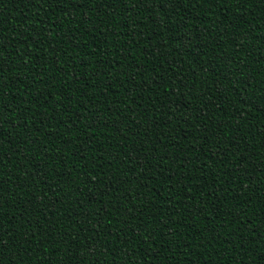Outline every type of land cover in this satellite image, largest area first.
Returning <instances> with one entry per match:
<instances>
[{
	"label": "trees",
	"instance_id": "1",
	"mask_svg": "<svg viewBox=\"0 0 264 264\" xmlns=\"http://www.w3.org/2000/svg\"><path fill=\"white\" fill-rule=\"evenodd\" d=\"M168 7L169 11L173 12L171 6ZM262 7L264 5L250 4L245 21L238 19L244 9L236 10L228 7L222 11L216 6L209 9L206 4L201 3L193 7L191 3L186 2L175 9L180 15L173 14L166 23L161 21L163 30L156 28L150 34L151 39H149V29L153 25L148 19L147 12H142L136 18L137 23H132L130 29L125 26L124 32L127 35L113 37L107 29H104L108 44L101 47L110 53L109 61L124 55L125 45L131 48L132 66L128 67V62L125 61V67L123 69L117 67L113 70V74L127 71L130 76L137 71L138 66H142L143 71L137 80L143 79V87L134 89L132 84L127 83V77L120 75L118 80L112 82L111 90H101L93 84L96 79L93 74V68L97 67L95 61L102 55L98 49H95L94 44L99 38V32L93 31L88 35L90 25L87 23L89 19L95 20L98 24L104 23L106 17L98 11L99 5L97 9H93L91 4L79 8L76 6V0H71L69 4L53 7L43 3L42 0H0V29L4 31V36L7 37L4 43L8 45V51L0 55H7L9 66L13 68L12 72L5 71L4 79L16 81L10 84L4 101L9 102V109L17 106L25 109L24 113L5 112L3 119L7 120L9 114L16 120H19L21 115H26L32 121L28 125L31 137L25 136L24 139L39 138L40 140L39 144L25 145L21 142L22 134L19 129L13 130L11 122L0 123L4 135L0 137V184L6 189L3 193L5 207L2 218L9 232L17 234L18 247H21L20 241L26 240L27 235L36 233L35 240L27 249L21 248L19 252L13 249L9 259L15 255L19 256L24 264H39L41 260L51 261L52 264H67L66 256L75 254L77 259L73 264H97V261L99 264H114V262L129 264L124 255L129 248L126 242L132 241L133 250L141 247L137 236L142 234L138 232L137 225L146 223L150 229H155L156 240L159 241L160 247L170 244L171 251L176 254V260L181 264H191L193 260H196L197 264H242V260L245 264H257L260 259L262 260L260 264H264V237H262L264 221L258 210L259 203L264 198V172L257 170V165L264 167V138L260 134L261 130H264V112H258L247 104L242 105L241 102L248 103V101L243 100L238 89L226 88L228 77H223L220 72V68L232 67L235 72L241 66L247 65L244 74L251 75L252 80L249 78V84H253L249 92H253L254 89L256 94H260V88L264 87ZM161 8L164 10V6ZM122 11L123 6L120 4H117L115 9L104 7V12L110 13L114 18V25L125 21L131 23L132 16L128 13L116 15L117 12ZM81 12L85 13L83 17L80 15ZM162 16L163 13L157 9L154 18L159 21ZM234 18L237 19L236 24L232 23ZM82 19L85 21L83 27L80 26ZM41 20L47 21L48 30L41 33L43 41L40 47H36L38 33L44 27L40 23ZM185 23L189 25L188 29L183 27ZM199 28H208V31L200 32L199 35L195 30L190 31L192 44L189 47L192 48V53H189L183 47L182 34L190 29ZM72 29H79L78 35L84 33L81 41L86 38L88 43L85 45L81 42L79 48L73 45L66 35ZM173 32L175 38L168 39ZM56 33H59V36L49 43V39ZM133 33H135L136 47L128 44ZM257 35L259 39L256 38ZM60 37L64 39L61 40ZM161 43H166L167 48L155 55L148 54L153 51L154 45L159 47ZM13 44L16 46L15 50L12 49ZM200 44H207V55L197 59L193 53L200 51ZM112 45L117 47L113 48ZM146 45L147 51H145ZM213 47L216 49L215 52L212 51ZM65 50L67 54H64ZM53 51H56L55 56ZM89 51H94V54L81 60L85 52ZM19 52L24 53L23 58L17 55ZM181 52H184V55H180ZM209 59L215 62L214 66H220L217 72H212L208 68ZM56 60L60 61L59 65L55 63ZM33 62L36 64L35 69L32 67ZM103 67L107 69L109 64ZM37 71H41V81L33 84L31 76H35ZM29 72L31 76H26L25 74ZM153 78L156 82H153ZM232 79L235 81L237 77L233 75ZM44 80H49L51 83L46 86ZM160 84H163L164 88H161ZM130 89L132 91H129ZM165 89H171L175 93V103L172 107L186 103L192 109V112H189L181 107L184 115L181 116L179 112L173 115L171 124L167 123V118L163 115L164 108L159 99L165 94ZM209 89L215 93V95L209 93L213 100L211 105L208 104V96L203 95ZM222 89H225L224 93ZM28 91H31L34 101L40 92H43V97L37 102L28 104L26 103L29 100ZM73 92L76 94L74 101L69 99ZM57 96L58 100L55 99ZM141 96L143 99L140 98ZM221 101H226L228 104L227 114L218 111L224 107ZM118 103L117 115L120 116L121 122L116 124V118L110 112L114 111L112 108H116ZM42 104L48 110L47 115H41L44 112ZM136 104H144L148 108L149 115L153 117L155 123L151 125L153 129L151 132L146 131L149 126L143 123L139 108L129 117L133 123L129 124V121L125 120L128 109L136 107ZM29 108L31 111H28ZM197 109L203 111L197 112ZM193 112L203 116L204 121L209 125L214 122L228 124L231 121L227 130L229 136L233 133L236 136L247 134V138L241 141L242 150L232 158L209 159L210 156L215 155V140L209 145L203 139L196 138L194 127L202 128L203 122L199 120L193 122L191 119ZM241 115L244 117L243 120L239 119ZM186 118L189 119V123H184ZM46 119L51 120V128L47 123H41V120ZM89 121H92L95 127H90ZM101 121L109 125L115 124V127L104 128L101 126ZM157 123L160 125L159 128L156 127ZM193 123L194 127L190 126ZM13 127H15L14 123ZM132 131L139 134L133 136ZM126 132L127 140L124 139ZM45 135H47L46 140ZM164 144H169V147H164ZM202 144H204L203 148H201ZM25 147L34 148V151L25 152ZM134 148L143 149L141 159L144 155L151 156V149L159 148L157 157L166 153L174 158L180 153L181 158L186 160L187 167L195 165V171L200 177L199 186L181 193L183 199L177 198L180 213L175 218L176 223L171 224L169 228H165V224L168 223L169 213L174 207L172 188L169 185H174L179 191L186 182L177 183L176 179H173L165 184L167 171L164 176L154 174L156 170L145 175L142 174L145 173L144 168H137L136 175L140 176V181L132 180L130 184H125L124 181L132 174L126 176L122 169L125 164L132 165L129 156L135 157ZM249 149L256 155H248ZM244 156H248V160L240 167L247 166L254 177H252L253 181L244 179L242 184L237 181L233 185V195L243 196L242 189H247V195L243 196V202L239 207L235 206V201L224 200L222 205L224 215L220 216L213 210L214 195L206 198L207 203L201 201L197 204V200L208 192L210 187H223L232 181V175H225V172L236 168L237 162ZM205 162L207 167H203ZM170 163L174 173L176 163L174 159L164 162L161 170H167ZM217 163L226 167L217 168ZM116 165L120 166L121 171L117 173L115 187L123 188L119 194L110 192V195L102 197L103 206L93 200L80 198L85 204L84 213H92L91 217L85 220L86 226H95L96 217H104L100 231L103 234L105 247L100 249V255L92 256L91 252L95 249V233H88L92 237V243L86 244L81 239L84 230L78 224L69 221L67 216L71 214L75 219L78 210L73 204L80 191L76 185L83 186L86 193L91 190L94 193L91 199L100 198L97 189L102 191L106 187L113 178V172L109 169L114 170ZM147 166L146 164L145 167ZM101 168L104 172H101ZM100 176H103V182L94 185L93 180ZM146 176L151 180L150 187L154 185L156 190L154 192L145 190V195L139 197L129 207L133 198L127 194L135 191L138 183H148ZM73 179L75 183L72 182ZM21 182L24 185L22 190L17 187ZM61 182L63 192H59L57 188V184ZM45 190H47V199L44 195ZM67 194L71 195V200ZM220 195L223 196L224 193ZM193 196L196 199H192ZM61 200L63 204L59 203ZM29 201L31 202L28 203ZM248 202H251L253 207L245 210V204ZM220 203L215 201L217 206H220ZM185 207L188 208L187 212L183 211ZM98 208L99 213L96 211ZM228 212L232 215H228ZM236 215H241L242 222L248 220L251 224L244 226L245 231L242 234L238 231L234 232L236 226H221ZM161 216L164 217L163 221L160 220ZM134 217L136 218L133 219ZM81 219L84 220V217L82 216ZM125 220L129 223L124 224ZM190 220L193 227H185ZM255 225H260V228L257 229ZM122 226L125 230H122ZM53 228L55 231L51 233L52 243H46L49 231ZM126 229H137V231H126ZM164 232H172L173 235L167 236ZM197 236L199 241L207 244V247H196L193 243V247L187 249L181 248L176 243L179 240L187 245ZM210 236L218 239H213L209 243ZM69 238L72 241L71 250H68ZM149 243L155 251H145L148 245H143L141 251L134 255V264H160L153 259L156 255H159L160 261H165V264H175V261L166 260L167 251H160L151 239ZM77 244L81 247L77 248ZM108 248H113L115 252L109 253ZM245 249L247 252H244ZM183 251H188L189 256L180 255ZM116 252L119 255H116ZM29 257L31 259H28Z\"/></svg>",
	"mask_w": 264,
	"mask_h": 264
},
{
	"label": "snow or ice",
	"instance_id": "2",
	"mask_svg": "<svg viewBox=\"0 0 264 264\" xmlns=\"http://www.w3.org/2000/svg\"><path fill=\"white\" fill-rule=\"evenodd\" d=\"M43 3H47L52 5L53 7L62 5V4H69L71 2V0H42ZM191 3L193 5V7H195L197 4H206L208 6V8H212L213 6L219 7L222 11L228 7L234 8L236 10L239 9H244V12L241 14V16L238 18L239 20H245L246 21V17L248 15L247 12V8L250 4H261L264 5V0H76V6L79 8H84L85 5L91 4L93 9H97V5H99V9L98 11L106 17L105 21L103 24H98L95 20L93 19H89L87 20V23L90 25L89 29H88V35H91V33L93 31H97L99 32V38H97L94 41L95 44V49H98L102 55L98 56L95 63L97 65V67L93 68V74L95 75L96 79L95 81H93V84H95L97 87H99L101 90L103 89H108L111 90L113 87V81L114 80H118L120 75H125L127 77V83L128 84H132L134 89L135 88H141L143 87V79H141L140 81L137 80V77L140 75V73L143 71V67L142 66H138L137 71H134L130 76L128 75L127 71L124 72H116L115 74H113V70L116 69L117 67L119 68H124V62L127 61L128 62V67H131V60H130V52H131V48L127 47V45H125V52L124 55H122L119 59H115L112 61H109V56L110 53L108 51H106L104 48L101 47V45H106L108 44V38L105 35L104 29H107L108 33L110 35H112L113 37H115L116 35H127V33L124 32V28L125 26H127L129 29L131 28V24L132 23H137V17H139L141 15L142 12H147L148 13V19L151 21L153 27L149 29V39H151V33H153L155 31L156 28H161V30H163V28L161 27V21H163L164 23H166L168 20L171 19L172 15H180L179 12H176L175 9L177 8V6H183L185 3ZM120 4L123 6V11L122 12H117L116 15L117 16H121L124 13H128L130 16H132L131 19V23H128L127 21H125L124 23H116L115 25L113 24V17L111 16L110 13H106L104 12V7H111L113 9H115L116 5ZM168 5L171 6V8L173 9V12L169 11V7ZM161 6H164V10H162ZM160 9V11L163 13V16L161 17V20H156L154 18V14L156 13V10ZM261 11L264 12V7L261 8ZM81 17H83L85 15V13L81 12L80 13ZM191 18V17H189ZM41 24L44 25V27L40 30V33H38V39L36 40V47H40L41 43L43 41V36L41 35V33H43L44 31L48 30V23L46 20H41L40 21ZM85 21L82 19L80 21V26L83 27ZM233 24L237 23V19L234 18L232 20ZM147 26V25H145ZM55 27V26H54ZM183 27L185 29L189 28V25L187 23L183 24ZM211 26H209L210 28ZM54 30V28H53ZM195 30L197 32V35H199L200 32H207L208 28H199L197 29H190L189 31H186L182 34V39L184 41L183 47L184 49L189 52L192 53V48L189 47V45L192 44V39L190 36V31ZM222 31H226L223 30ZM79 32V29H72L70 31V33L66 34L67 37L69 39H71L72 44L75 45L77 48L80 47V43L82 42L83 44H87L88 40L85 38L81 41V37L84 36V33H80L79 35L77 34ZM57 36H59V33H56L55 36H53L52 38L49 39V43H51L52 39H55ZM7 37L4 36V31L2 29H0V53H4L8 51V45H6L4 43V40ZM175 38V32L172 33V35L170 37H168V39H173ZM257 39H259V36L257 35L256 37ZM61 40L64 39V37H60ZM245 39H247V37H245ZM22 43V41H21ZM128 44H130L132 47H136V43H135V33L132 34V38L128 41ZM15 44L12 45V49L15 50ZM113 48H116L117 45H112ZM194 47V46H193ZM167 48V44L166 43H161L159 47H155V45L153 46V51L149 52V55H155V53L161 52L162 49ZM207 44H200V51L193 53L197 59H199L202 55L206 56L207 55ZM215 47L212 48V51L215 52ZM145 51H147V45L145 46ZM67 54V50H65V53ZM94 54V51H89V52H85L84 56L81 57V60H84L87 57H91ZM17 55L20 58H23L24 53L23 52H19L17 53ZM56 55V51H53V56ZM180 55H184V52H181ZM9 57L7 55H0V123H10L13 130L19 129L20 133L22 134V139L21 142H23V144L25 145H35V144H39L40 140L39 138L33 140V139H24L25 136L27 137H31V130L28 128V125L32 122L31 120L28 119V117L26 115H21L19 120H16L13 118V116L11 114H9L8 119L4 120V113L5 112H17V113H24L25 109L21 108L19 106H17L16 108L13 109H9V102L4 101V97L8 94L7 93V89L9 88L10 84L15 83L16 81L13 80H5L4 79V73L5 71L7 72H12L13 68L9 66ZM55 63L57 65L60 64L59 60H56ZM234 63V62H233ZM257 63H259V59H257ZM105 64H109V67L107 69H105L103 67V65ZM215 62L212 59H209L208 61V68L212 71V72H217V69L220 68L219 65L214 66ZM26 66V65H25ZM33 69L36 68V64L35 62H33L32 65ZM247 65H243L241 66L237 71L233 72V68L232 67H228L227 69H223L220 68V72L223 75V77H228L227 81L228 84L226 85V88L228 90H232V89H238L239 92L241 93V96L243 97V100L248 101V103H244L241 102L242 105L247 104L250 108H255L258 112H264V87L260 88V94H256L255 90L253 89V92H249L250 88H253V84H249V78H251V75H245L244 74V68H246ZM61 71L63 72V68H61ZM229 73H231V75H229ZM26 76H31V72L26 73ZM64 75H67V73H64ZM235 75L237 77V79L235 81H233L232 76ZM55 76V73H54ZM103 78V79H102ZM161 79H163V77H161ZM252 80V78H251ZM41 81V71H37L35 76H31V83L35 84V83H39ZM153 82L155 81V78H153ZM51 82L49 80H44V84L47 86L48 84H50ZM217 83H219V80H217ZM239 87H236V86ZM91 86V85H90ZM52 87H55V85H52ZM149 87H151V85H149ZM161 88H164L163 84H160ZM145 91H147L148 89H144ZM129 91H132V89H130ZM225 89H222V92L224 93ZM209 93H212V90L209 89L208 91L204 92V96H208V104L211 105L213 103L212 100V95H215V93H212V95H210ZM245 94H247L245 96ZM23 95V93H22ZM28 96H29V100L26 101V103L28 104H32L33 102H37L39 101V99L41 97H43V92H40L39 96L36 97L35 101L32 99V94L31 91H28ZM174 96L175 93L172 92L171 89H165V94L160 96L159 99L162 102L163 108H164V112L163 115L167 118V123L171 124L172 120L171 117L173 115H176L178 112L181 116L184 115V112L181 111V107L189 112H192V109L189 108L188 104H183V105H176L175 107H172V105L175 103L174 100ZM76 98V94L75 92H73L71 94V96L69 97L70 100L74 101ZM141 99H143V96L140 97ZM198 98H202V97H198ZM55 99H59V97H55ZM135 99H133V104H135L136 102H134ZM149 103H152V98H149ZM221 104L224 105V107L218 109V111L222 112V113H226V109L228 107V104L226 101H221ZM42 108H44V105H41ZM139 108L140 109V116L141 119L143 120V123L148 125L149 127L146 129V131L151 132L153 129L151 128V125L153 123H155L153 117L151 115H149V111L148 108L145 107L144 104H136V107H130L128 109V116L125 117V120L129 121V124L133 123L131 120H129V117L132 115V113L136 112V109ZM114 111H108L115 116L116 124H119L120 121V116L117 115V113L119 112V103L117 104L116 108H112ZM28 111H31V109L29 108ZM203 109H197V112H202ZM48 110L47 108H44V112L41 113V115H47ZM99 119V117H97ZM58 119V117H57ZM191 119L193 122L199 120L201 122H203V127L202 128H195L194 127V123L193 125H190L192 127H194V132L196 134V138L197 139H203L205 142H207L209 145L212 144V141L215 140V155L214 156H210L209 159H213L216 160L219 157H228V158H232L234 156L237 155L238 152H240L242 150V144L241 141L245 140L247 138V134H245V136H236L235 133H233L231 136L228 135V127L229 124L231 123V121H229L228 124L225 123H213L212 125H209L206 121H204V117L201 115H197L195 112H193ZM240 120H243L244 117L241 115L239 116ZM13 123L15 125V127H13ZM41 123H47L49 128H51V120L50 119H46V120H41ZM184 123H189V119L186 118L184 120ZM89 126L90 127H95V124H93L92 121H89ZM101 126L104 128L107 127H115V124L113 125H109L107 122L105 121H101ZM142 127V126H141ZM156 127L159 128L160 125L157 123ZM3 129L0 128V137H4L3 135ZM139 133L136 131H132L131 135L136 136ZM261 137L264 138V130H261ZM44 139H47V135L44 136ZM124 139L127 140L128 139V133L126 132L124 134ZM145 139H147V137H145ZM69 144H71V141H69ZM227 145V146H226ZM121 147H123V145H121ZM164 147H169V144H164ZM204 147V144L201 145V148ZM135 151V157L129 156V159L132 160V165L129 166L127 164L124 165V168L122 169V171L124 172V174L127 176L129 173L132 174L128 179H126L124 181L125 184H130L132 180H136V181H140V176L136 175L137 173V168H144L145 169V174L148 172H153V170H156V172H154V174H158L160 176H164L165 175V171H167V176L165 177L164 183L168 184L169 181L176 179L177 183H181V182H186L184 183V187H182L179 191L176 190L174 185H169V187L172 188V196H173V209L172 211L169 213V221L168 223L165 224V228H169L171 226V224L176 223V216L180 213V205L179 202L177 200V198L179 197L180 199H183V197L181 196V193L186 192V191H190L192 187H197L198 185V181L200 179V177L197 175L196 171H195V165H193V167H187V162L185 159L181 158L180 153H177L176 156L173 158L172 156H169L168 154H161L159 157H157L156 153L159 152V148H153L151 149L152 151V155L148 156V155H144L143 159H141V153L143 151L142 148H134L133 149ZM25 152H30V151H34L33 149H30L29 147H25L24 148ZM45 151H47V149H45ZM181 151H183V149H181ZM199 151V150H197ZM205 155H207V153H205ZM248 155L251 156H255L256 153L252 152L249 149ZM247 158V159H245ZM173 159L176 161L175 163V171L173 173V166L170 163L169 167L167 170H161L163 163L166 161H173ZM248 160V156H244L241 160H239L237 162V167L232 169L230 172H225V175H232L233 179L230 183H228L226 186H214V187H210L209 191L204 193L203 196L200 197L199 200H197V204H200L201 201H205V203H207L206 198L209 196H215V201H220V206H217L215 204V201H213V210L217 212L218 215L223 216L224 212H223V201L224 200H231V201H235L236 207H239L240 203L243 202V196L247 195V189H242L243 192V196L242 195H233V185L237 183V181L240 182V184L243 183L244 179H249L250 181L252 180V177H254L253 173L250 171V169L245 166V167H240V165L242 164H246ZM153 161L155 163H153ZM148 165L147 167H145V165ZM37 167L39 168V161H37ZM203 167H207V163L205 162ZM221 167H226L225 165H221L219 163H217V168H221ZM110 171L113 172V178H111L108 182V184L106 185V187L101 191L99 189H97V191H99L100 193V198H96V199H91L94 197V193L91 192V190H89V192H84V187L81 185H76L77 189H80L79 192V196L77 197V199L75 201H73V204L75 205V207L78 209L75 215V219L72 217L71 214H69L67 216V219L69 221H72L76 224H78L80 226L81 229L84 230V234L81 236V239L83 242H85L86 244H91L92 243V237L90 235H88V233H95V237H96V241H95V249L91 252L92 256H98L101 254L100 249L102 247H105V242H104V238H103V234L100 231V226H102V222L104 220L103 216H97L96 217V221H95V226L93 225H87L85 223V220L87 218H90L92 213L89 212L87 214L84 213V208H85V204L83 202H81V197L84 200H93V202L95 203H99L101 204V206H103V200L101 199L104 196H108L110 195V192H116L117 194H119V192H121L123 190V188H117L115 187L116 184V177H117V173L119 171H121L120 166L116 165L115 169H109ZM257 170L264 172V167H261L260 165H257ZM101 172H104V169L101 168ZM186 172V174H185ZM247 174V175H245ZM146 179H148V183H138L135 191H130L127 195L131 198H133L131 200V202L129 203V207L132 206V204H134L136 202V200L145 195V190H147L148 192H154L155 186H151V180L146 176ZM73 183H75V180L73 179L72 181ZM103 182V176L98 177L97 179L93 180V184H99ZM18 188H20L22 190V188L24 187L23 183L21 182L20 184L17 185ZM57 188L59 192H63V187H62V182L57 184ZM47 189V186H46ZM6 191V189L4 188L3 184H0V264H24V261L20 260L19 256H15L13 255L11 259H9V255L12 253L13 249H16L17 252L21 251V248L27 249L28 246L35 240V235L36 233L33 232L29 235H27V239L26 240H21L20 241V245L21 247L17 246V234L16 233H12L9 232L8 228L5 226L4 224V220L2 218V213H3V209L5 207V201L3 200V193ZM253 191H255V189H253ZM210 193L212 195H210ZM220 193H224L223 196L220 195ZM45 195V199H47V190H45L44 192ZM55 195V193H54ZM69 196V199L71 200V195L67 194ZM192 199H196L195 196L192 197ZM31 201H29L28 203H30ZM149 202L151 203V199L149 200ZM60 204H63L64 202L61 200L59 201ZM253 205L251 202H248L245 204V210L252 208ZM25 210H27V204H25ZM259 212L261 214V219L262 221H264V198L261 199L260 203H259ZM69 211V210H66ZM97 213H99L100 209H96ZM126 211V210H125ZM183 211L187 212L188 208L185 207L183 209ZM111 213H109L110 215ZM228 215H232L231 212L227 213ZM84 217V220L81 219V217ZM137 216L139 217V214H137ZM136 217H134L133 219H135ZM183 218V217H182ZM194 219V218H193ZM160 220L163 221L164 217L161 216ZM129 223L128 220L124 221V224ZM245 225H251L248 223V220H243V222L241 221V215H236L233 217L232 220L228 221L226 224L221 225L222 227H229V226H236L234 228V232L238 231L239 233H243L245 231ZM185 227H193V224L191 222V220L188 222V224L185 225ZM255 227L257 229L260 228V225H255ZM137 229L138 232L142 235H138L137 236V240L138 242L141 244V247L143 245H148L147 249H145V251H155V249H153L152 244L149 243V240L151 239L153 242H155L157 244V246L159 247L160 251H167L168 255L166 257V260H171V261H175V264H181L180 261L176 260V254L173 253L170 249V244L169 245H164L163 247H160L159 245V241L156 240V232L154 228H149V226L144 223V224H140L137 225ZM137 229H126V231H132V232H136ZM122 230L123 226H122ZM38 231V229H37ZM55 231V229H51L49 231V238L46 239V243H52V238H51V233ZM104 231H107V227H104ZM62 235H64V233H62ZM164 235L167 236H172L173 233L172 232H164ZM198 235H202V233H198ZM223 234H221L222 237ZM262 237H264V234H262ZM5 238H7V243H5ZM213 239H218V237H209V243L211 242V240ZM129 245L128 250L124 253V255L127 257L129 264H134V255L135 253H139L141 251V247L136 248L135 250H133L131 248V243L132 241L129 240L126 242ZM176 243L181 247V248H187L190 249L193 247V243L196 244V247H207V244L204 243L203 241H199L198 240V236L193 238V241H190L187 243V245H185L184 243H182L181 241L177 240ZM239 246V245H237ZM77 248L81 247L80 244L76 245ZM72 249V241L71 238H69V244H68V250ZM108 252L109 253H113L115 252V250L113 248H108ZM244 252H247V249L244 250ZM116 255H119L118 252H116ZM180 255L182 256H189V252L188 251H183L180 253ZM217 255L219 256V253H217ZM28 259H31L30 257ZM77 257L75 256V254L71 255V256H66V260H67V264H73V261L76 260ZM153 259L157 260L160 262V264H165V261H160V256L156 255L153 257ZM260 261H262L260 259ZM260 261H257V264H260ZM39 264H52L51 261H39ZM97 264H99V261H97ZM115 264V262H114ZM191 264H197L196 260L191 261ZM242 264H245V262L242 260Z\"/></svg>",
	"mask_w": 264,
	"mask_h": 264
}]
</instances>
